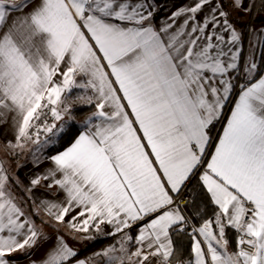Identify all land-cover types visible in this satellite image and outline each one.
I'll list each match as a JSON object with an SVG mask.
<instances>
[{
  "label": "snow or ice",
  "instance_id": "1",
  "mask_svg": "<svg viewBox=\"0 0 264 264\" xmlns=\"http://www.w3.org/2000/svg\"><path fill=\"white\" fill-rule=\"evenodd\" d=\"M256 6L0 0L3 152L50 153L27 183L0 159V264H264V29L245 57L231 18ZM65 232L115 243L78 259Z\"/></svg>",
  "mask_w": 264,
  "mask_h": 264
},
{
  "label": "crops",
  "instance_id": "2",
  "mask_svg": "<svg viewBox=\"0 0 264 264\" xmlns=\"http://www.w3.org/2000/svg\"><path fill=\"white\" fill-rule=\"evenodd\" d=\"M186 2L187 0H160L161 9H162L160 12V16L161 17L166 16L171 10H174V6H179L180 4ZM252 12H254V10ZM255 17L256 19L254 20L253 23H252L251 14H244V15L233 14L231 17L245 34L244 41L242 44L245 57H247L250 51L249 40L255 41L256 39V33L252 31V29H256V30L264 29V10L260 9V11L256 12ZM255 56L257 63L260 64L262 67H264V48L259 49L255 53ZM241 80H243V77H241ZM86 117H84L79 122V127H81V122ZM220 130H221V126L217 124L216 129L214 130V135H218ZM5 139H11V133L8 131L7 128H0V159L5 160L6 167L9 168L10 174L19 176L20 179L24 181V183H27V181L35 174H39L46 171L47 168L50 166V161L42 158L46 150L43 153L36 154L41 156L42 158V162L39 165L34 163L33 155L29 157L24 156L21 159L23 153H21L18 157H13L12 159H8V157L5 156L3 152V141ZM37 196L46 198V194L43 189L37 191ZM41 214L44 215L42 210H41ZM44 217L47 219L46 216ZM43 230L49 234L53 232V228L50 227H44ZM64 235L68 240L70 246H72L74 249L77 250L79 254L77 257L78 259H87L88 257H91L93 253L98 252L101 249L107 247L108 245L115 243V240L110 236H97L96 239L92 241V240H73L67 232H65ZM46 247H48V245L44 244L41 247L35 249V251L30 257H25V255L22 253L15 254L14 264H30V261L33 259L39 260L43 256Z\"/></svg>",
  "mask_w": 264,
  "mask_h": 264
},
{
  "label": "trees",
  "instance_id": "3",
  "mask_svg": "<svg viewBox=\"0 0 264 264\" xmlns=\"http://www.w3.org/2000/svg\"><path fill=\"white\" fill-rule=\"evenodd\" d=\"M259 0H256V8L254 9V13H253V17H252V23L254 22L255 20V14L256 12L260 9H261V5H259ZM83 93V90L81 89H73L72 93H70L69 95L70 96H73L75 94H82ZM93 109L90 107V106H73V115L76 117V120L75 121H72L70 124H75L76 128H80L79 127V122L86 116L90 115L91 111ZM64 147L67 146V142H65V144L63 145ZM57 148H60V150H62L61 146L59 143H57L56 145ZM50 153H48V151L46 150L43 154V156L45 155H49ZM42 156V158H43ZM22 159V157H21ZM22 161V160H21ZM197 183V180L196 178L192 180V185H195ZM26 207V210H27V205L25 206ZM41 217H43L45 220L46 218L44 217V215L41 214ZM39 219H37V223L39 224ZM45 227H50V226H45ZM52 228V227H50ZM183 245L185 248H187L188 244H189V241L187 239V237H180V238H177Z\"/></svg>",
  "mask_w": 264,
  "mask_h": 264
},
{
  "label": "rangeland",
  "instance_id": "4",
  "mask_svg": "<svg viewBox=\"0 0 264 264\" xmlns=\"http://www.w3.org/2000/svg\"><path fill=\"white\" fill-rule=\"evenodd\" d=\"M259 5H260V3H259ZM258 11H259V10H258ZM258 11H257V12H258ZM253 13H254V12H251V17H253ZM255 19H256V17H255ZM254 28H255V27H254ZM75 96H77V94H75V95H73V96H71V97L74 98ZM75 106H85V105H84V104H81V103H79V102H77V103L74 104V107H75ZM71 122H72V121H69V124H70ZM45 150H47V149H45ZM45 150H44V151H45ZM24 156H25V157H29V156H32V154H30L29 152L25 151V152H23V154H22L21 157H24Z\"/></svg>",
  "mask_w": 264,
  "mask_h": 264
}]
</instances>
